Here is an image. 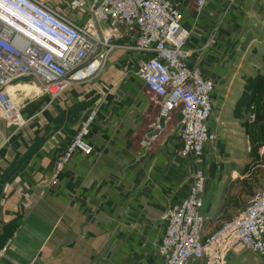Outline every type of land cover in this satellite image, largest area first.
<instances>
[{"label": "crops", "instance_id": "0c3cea01", "mask_svg": "<svg viewBox=\"0 0 264 264\" xmlns=\"http://www.w3.org/2000/svg\"><path fill=\"white\" fill-rule=\"evenodd\" d=\"M203 24L190 25L187 47L216 84L217 108L241 92L236 46L247 53L264 45V0H207ZM129 49L115 48L99 75L59 93L30 80L31 92L17 91L23 127L0 116V264L162 260L163 212L188 196L195 168L181 155L180 119L164 129ZM91 111L93 151L76 150L53 184L57 160Z\"/></svg>", "mask_w": 264, "mask_h": 264}, {"label": "built area", "instance_id": "2783aa9c", "mask_svg": "<svg viewBox=\"0 0 264 264\" xmlns=\"http://www.w3.org/2000/svg\"><path fill=\"white\" fill-rule=\"evenodd\" d=\"M196 9L207 0H190ZM65 11L41 0H0V116L22 127L27 119L9 88L31 79L46 91H63L72 82L95 78L105 68L118 38H128L143 53L137 70L158 100V115H180L181 155L196 164L188 196L166 208L162 260L155 264H227L229 252L250 250L264 256V187L221 228L208 231L204 212L206 179L201 169L208 145L216 140L209 120L215 83L190 64L189 31L181 0H59ZM61 6V7H62ZM96 115L91 111L59 157L54 183L76 150L93 151L87 139ZM264 152V146L262 147ZM13 249L9 243L4 251ZM223 253L220 254V250Z\"/></svg>", "mask_w": 264, "mask_h": 264}, {"label": "rangeland", "instance_id": "374dc122", "mask_svg": "<svg viewBox=\"0 0 264 264\" xmlns=\"http://www.w3.org/2000/svg\"><path fill=\"white\" fill-rule=\"evenodd\" d=\"M181 1L182 23L186 26L185 28L189 26L187 30L190 33V25H197L198 27L202 26L203 31L205 6L198 10L190 0ZM46 2L58 3L56 7L64 9L59 0H46ZM231 31L236 33L233 27H231ZM129 45L131 43L124 37L115 41V48H125ZM204 48L201 47V50L203 51ZM235 49L236 54L231 58L237 59V65H241L235 70L239 69V78L243 79L244 83L239 80L242 84L239 85L241 92L238 94L237 100H225L226 104L214 107L209 124L217 137L206 148L201 163V169L206 179L204 212L211 219L208 229L210 232L218 230L227 221L237 216L255 193L264 187V152L262 150L264 146V45L254 44L251 51L247 53L243 48L237 49L236 46ZM129 50H134L139 54L140 61L145 57L138 50L133 48ZM193 57L194 59L196 57L197 61L195 63L190 61V64L199 66L204 74L201 67L202 56H198V54L196 56L194 50L191 60ZM226 65H228L227 60ZM30 80L18 81L14 85L16 93L18 90L31 92L34 86L30 85ZM52 90L55 92L56 87H53ZM15 98L18 99L17 94ZM178 119L180 116L175 113L172 121L176 122ZM170 120L161 119L164 129ZM162 124L155 127L156 132L159 133L163 130ZM184 158L192 159L195 172L197 167L193 158ZM53 180L54 173L52 183H58H54ZM226 260L227 264H264V256L250 250H242L237 253L229 252ZM194 264L202 263L195 262ZM203 264H207L206 261Z\"/></svg>", "mask_w": 264, "mask_h": 264}, {"label": "bare ground", "instance_id": "6f19581e", "mask_svg": "<svg viewBox=\"0 0 264 264\" xmlns=\"http://www.w3.org/2000/svg\"><path fill=\"white\" fill-rule=\"evenodd\" d=\"M14 85H16V84H14ZM14 85H11V86H10V88H9V92H10L11 96H13V97L15 98V95H16L17 93H16V90H15V88H14ZM15 99H16V98H15ZM219 252H220V254H222V253H223V249H221Z\"/></svg>", "mask_w": 264, "mask_h": 264}]
</instances>
